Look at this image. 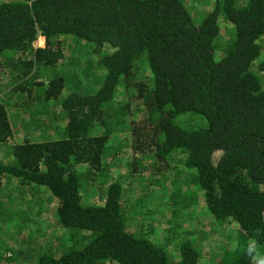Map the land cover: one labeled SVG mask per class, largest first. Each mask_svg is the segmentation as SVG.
<instances>
[{
  "label": "trees",
  "instance_id": "trees-1",
  "mask_svg": "<svg viewBox=\"0 0 264 264\" xmlns=\"http://www.w3.org/2000/svg\"><path fill=\"white\" fill-rule=\"evenodd\" d=\"M202 3L0 0V77L10 86L0 88V148L12 158L0 179L44 190L66 230L36 264H200L191 240L175 260L128 231L121 183H109L101 203L83 202L121 145L157 174L182 164L218 223L239 226V246L221 264H249V237L264 245V0ZM65 39L89 57H66ZM54 105L58 138L10 144L13 126L27 130L24 117L12 121L21 109L48 116Z\"/></svg>",
  "mask_w": 264,
  "mask_h": 264
},
{
  "label": "rangeland",
  "instance_id": "rangeland-1",
  "mask_svg": "<svg viewBox=\"0 0 264 264\" xmlns=\"http://www.w3.org/2000/svg\"><path fill=\"white\" fill-rule=\"evenodd\" d=\"M213 1L203 0L198 8ZM65 41L70 49L66 57H89L86 50L73 51V43ZM45 42V38L40 37L35 46L44 47ZM261 44L264 46V38ZM65 66L68 64L55 66L53 71H62ZM79 67L83 72L84 63ZM3 77H0V88L9 92V82ZM34 100L38 105H46L40 97ZM118 101H123V97L119 96ZM54 108L48 116L21 109L19 119L12 121L18 125L24 117L27 130L22 125L13 126L15 136L10 144L28 137L33 142L58 138L60 123L53 115L62 110L57 105ZM9 115L17 116L13 104ZM119 150L122 152L111 160L109 177L86 188L85 204L101 203V195L109 183L119 182L124 188L122 203L128 231L151 239L172 259L179 260L180 247L185 240H191L200 250V264H221L223 255L235 250L239 226L229 220L223 226L218 223L205 203L197 178L182 164L175 165L169 173L157 174L150 159L137 165L129 145H121ZM8 154L9 149L0 148V162L10 163L12 158ZM43 191L16 179H0V264H36L40 254L53 251L61 244L60 237L66 236V230L56 218L54 198Z\"/></svg>",
  "mask_w": 264,
  "mask_h": 264
},
{
  "label": "clouds",
  "instance_id": "clouds-1",
  "mask_svg": "<svg viewBox=\"0 0 264 264\" xmlns=\"http://www.w3.org/2000/svg\"><path fill=\"white\" fill-rule=\"evenodd\" d=\"M237 246H239L238 242ZM261 247H264V245H261L258 240L253 237L248 238L246 244L243 246V252L249 264H264V252H261Z\"/></svg>",
  "mask_w": 264,
  "mask_h": 264
}]
</instances>
